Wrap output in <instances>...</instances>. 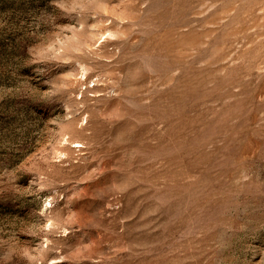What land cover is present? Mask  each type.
Instances as JSON below:
<instances>
[{
  "label": "rangeland",
  "instance_id": "374dc122",
  "mask_svg": "<svg viewBox=\"0 0 264 264\" xmlns=\"http://www.w3.org/2000/svg\"><path fill=\"white\" fill-rule=\"evenodd\" d=\"M0 264H264V0H0Z\"/></svg>",
  "mask_w": 264,
  "mask_h": 264
}]
</instances>
